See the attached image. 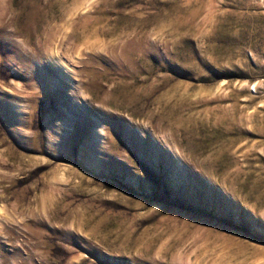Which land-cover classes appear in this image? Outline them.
<instances>
[{"label":"rangeland","instance_id":"374dc122","mask_svg":"<svg viewBox=\"0 0 264 264\" xmlns=\"http://www.w3.org/2000/svg\"><path fill=\"white\" fill-rule=\"evenodd\" d=\"M0 264H264V0H0Z\"/></svg>","mask_w":264,"mask_h":264}]
</instances>
